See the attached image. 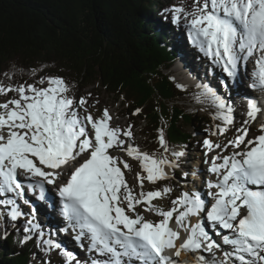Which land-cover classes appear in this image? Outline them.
I'll list each match as a JSON object with an SVG mask.
<instances>
[{
	"label": "snow or ice",
	"instance_id": "6c2138e0",
	"mask_svg": "<svg viewBox=\"0 0 264 264\" xmlns=\"http://www.w3.org/2000/svg\"><path fill=\"white\" fill-rule=\"evenodd\" d=\"M162 12L173 25H184L190 44L224 74L225 87L241 65L252 62L249 87L264 95V0H191L190 5L179 0ZM3 76L8 82L0 80V96L13 95L0 102V207L7 209L0 211V239H7L9 221L15 226L21 217H30L19 243L35 238L45 255L57 251L62 264H179L173 257L182 253L194 254L195 264H264V104L249 98L246 118L226 142L202 141L204 155L213 153L205 161L215 177L207 182L210 206L199 192L184 191L165 211L153 201L172 187L145 191V181L156 186L171 179L168 169L180 167L185 151L170 149L163 128L158 143L164 153L171 151V158L141 151L133 143L132 126H114L107 108L94 116L88 98L77 100L63 77L29 84L13 83L11 72ZM197 87V100L207 101L216 110L213 119L224 125L217 124L211 136L226 135L235 123L233 108L209 84ZM253 123L255 136L250 134ZM118 153L138 161L146 174L136 173L139 191L125 178L132 165ZM47 186L59 197L66 223L60 231L71 230L76 245L88 254L85 259L51 233L45 238L34 208L22 210L20 202L30 204L26 193L46 201ZM140 207L160 219H146Z\"/></svg>",
	"mask_w": 264,
	"mask_h": 264
},
{
	"label": "trees",
	"instance_id": "16d2710c",
	"mask_svg": "<svg viewBox=\"0 0 264 264\" xmlns=\"http://www.w3.org/2000/svg\"><path fill=\"white\" fill-rule=\"evenodd\" d=\"M162 1L0 0V80L8 82L5 72L14 74L13 83L63 77L76 99L87 97L91 106L101 102L95 91L100 88L126 107L134 129L143 124L147 145L157 144L163 128L171 150H189L195 119L200 130L210 124L181 105L184 94L166 74L175 58L169 44L175 28L162 10L179 0ZM90 87L95 88L86 92ZM187 95L194 96L192 91ZM136 109L140 112L133 115ZM25 225L8 222L9 235L0 239V264H42L45 253L35 238L19 243ZM62 259L58 253L53 264Z\"/></svg>",
	"mask_w": 264,
	"mask_h": 264
},
{
	"label": "rangeland",
	"instance_id": "374dc122",
	"mask_svg": "<svg viewBox=\"0 0 264 264\" xmlns=\"http://www.w3.org/2000/svg\"><path fill=\"white\" fill-rule=\"evenodd\" d=\"M164 1L167 2V0H163L162 2H164ZM188 2H189L188 4L190 5L191 0H188ZM171 26L175 27V25H173V24ZM183 28H184L183 25L177 26V28H176L175 33L177 36L180 35L182 37L183 46L181 47V50H180L181 52H179V54L177 56L178 60L177 61L175 60V62L173 63L172 69L170 71H168V73H170V75L176 76V80L180 82V83H178V85L183 86V87H180V89L181 88H183V89L190 88L193 85V83L192 84H185L184 82H186L187 80H185L184 75L179 76V73L176 70L180 57L186 51H188L191 54H193L194 56H197V59H199L203 62H206V61H204V60H206V58L203 57L204 60H202L200 58L201 56L194 50L195 48L190 43H187L185 41L184 34L182 31ZM195 61L197 62L196 59H195ZM178 76L180 77V79ZM95 87H90L86 92L92 91ZM196 89H198V92H196L195 89L191 90L193 92V95H194V96H192V100L187 101L185 103L183 102L182 105H184L187 108L188 112H190L191 114H194L197 117H199L201 115L207 116L211 122L213 131H215L217 124L224 126L222 121L213 119L215 112L212 111L213 107H211V105L207 101H202V102H200L199 100L197 101L196 97H197V95H199L197 93L201 92V89H199L198 87H196ZM95 91H98L99 95H101V97H100L101 102H99L93 108H91V106H89V111L94 116L99 118L102 115L103 110L105 108H107L109 113L112 115L113 120L115 122H117V124H115L116 126H120L121 128H127L129 125H131L130 123H131L132 117L128 115V111H127L126 107L121 103V101L114 100L113 96L108 95L107 93L103 92L100 88H96ZM12 95L13 94H9V97L0 96V102H2L5 99L10 98ZM199 103L205 104V106L198 105ZM82 111L83 110H81V112ZM245 113H246V109L242 108L240 117H234L235 123L230 128V130L227 132V134L221 135V136H215V137L211 136V133H209L208 131L202 132L199 129V126L197 125V120L195 119L196 128L195 129L192 127L189 128V130L191 132H193L195 135L194 140L191 141V144H192L191 149L188 151L184 150L185 156L183 158H181L179 168H177L175 170L168 169L169 174L172 177L169 180L172 181L173 184H175L172 188L173 191L170 194L163 196L162 198H160L158 200L153 201V203L166 211L172 206L171 200L176 199L184 191H189V192H191V191L203 192L204 191L205 196H202V197H204L206 203H208L211 200V198L206 195V193L208 191V189H207V182L208 181L205 182V180L210 178V177H208L209 172L207 171L210 164L206 163L205 161L208 159V157L213 155V153H209L208 157H206L204 155L206 149L204 148L202 141L204 139H211V140H214L217 142L224 143V142H226V140L231 139V136H233L235 129L240 127L242 124V120L246 118ZM139 124L143 125L140 122H138V124H136V125H138V127H136L135 130L132 129L133 135H134V140H133L134 145L138 146L141 151L148 152L149 154H155L154 151H159L160 155L163 154V155H166L169 158H171V151H169L168 153H164L163 149L159 145L158 141H157V144H153V145H147L146 144V140H145L146 138H145V135L143 134V127L140 126ZM257 130L258 129H257L256 124L253 123V125L251 126V129H250V134L252 136H255V133ZM135 141H136V143H135ZM180 151H183V150H180ZM217 151H219V150H217ZM118 155H121L124 159L128 160V162L132 165L131 171L125 170V178L129 182V185L132 186L135 191H139L138 181L135 179L136 173L140 172L141 175H146V174H144L142 172V170L140 168V164L138 161L132 160V158L127 157L126 153H118ZM157 156H159V155H157ZM185 158H188L187 162H184ZM199 171H200V176L202 179H201V182L200 181L196 182L197 181L196 178H197ZM177 172H186V173H188V175H187V177H184V179H180L177 176ZM193 172H196V175H193ZM212 180L215 181V177ZM166 183H167L166 181H163V182H159L158 185L153 186V185L148 184L147 181H145V189L144 190L145 191L156 190L157 187L158 188L163 187ZM0 211H4V210L0 209ZM139 211L141 212V214L145 215L146 219L153 220V221H158L160 219V217L155 216L152 213L144 212L143 207H140ZM57 212H58V208H57ZM68 242H69L68 243L69 245L76 246V243L74 241L68 240ZM57 255H58V253H56V251H53L50 255H45V258H43L42 261L50 259L52 261V264H53L54 261L57 259ZM220 256H218V257H220Z\"/></svg>",
	"mask_w": 264,
	"mask_h": 264
},
{
	"label": "bare ground",
	"instance_id": "6f19581e",
	"mask_svg": "<svg viewBox=\"0 0 264 264\" xmlns=\"http://www.w3.org/2000/svg\"><path fill=\"white\" fill-rule=\"evenodd\" d=\"M180 40V43H182L181 36L178 38ZM181 52V51H180ZM196 57V58H195ZM197 60V62L195 61ZM178 59L176 58V61ZM212 69H214L212 67ZM177 72L179 73V76L184 75L186 82L185 84H192L191 87L195 88L199 84H209L211 87H213L219 95H221L233 108L234 110V117H240L241 115V110L242 108H247V101L248 99L252 96L249 93L247 84L250 79L249 72H243L240 71L237 78L235 81H228L227 87H225L221 81L218 79V74L216 72H210L208 73L206 71V65L204 62L201 60L197 59V56H194L190 52L186 51L179 59L177 68ZM176 72V71H175ZM178 76V77H179ZM224 76V74H223ZM180 79V77H179ZM198 92V89H196ZM122 113V112H121ZM120 113V114H121ZM125 116V115H124ZM112 123L115 125L117 122L114 120ZM116 126V125H115ZM233 136H231L232 138ZM136 143V141H135ZM186 159V158H185ZM188 161V158L186 159V162ZM185 162V161H184ZM214 177H212L213 179ZM197 181L196 182H201V176H200V171L198 172L197 175ZM200 184V183H199ZM201 196H205L204 191L200 192ZM205 199L204 197H202ZM21 203V208L25 213H29L32 211V209H35V220L39 222L41 228L43 231H45L46 234L51 233L52 238L60 242L61 244H67L68 245V240L71 237V232L70 230L65 233L60 231V229L65 228L66 226L58 217V212L56 210V205L53 204L52 206V211H48L49 214H51V217L55 221L54 227L53 228H48L49 227V219L45 214L47 213V205L45 202L38 201L35 203V205H24L22 202ZM175 216V215H174ZM25 221L30 218V217H21ZM196 217L191 218V221L193 223L196 222ZM227 249V248H225ZM186 254L182 253L181 257H185ZM190 260H192V257H190ZM194 261V260H193Z\"/></svg>",
	"mask_w": 264,
	"mask_h": 264
}]
</instances>
